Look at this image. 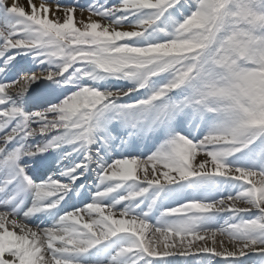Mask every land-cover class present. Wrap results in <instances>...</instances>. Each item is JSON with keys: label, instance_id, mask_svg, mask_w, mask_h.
<instances>
[{"label": "snow or ice", "instance_id": "snow-or-ice-1", "mask_svg": "<svg viewBox=\"0 0 264 264\" xmlns=\"http://www.w3.org/2000/svg\"><path fill=\"white\" fill-rule=\"evenodd\" d=\"M0 264H264V0H0Z\"/></svg>", "mask_w": 264, "mask_h": 264}, {"label": "bare ground", "instance_id": "bare-ground-1", "mask_svg": "<svg viewBox=\"0 0 264 264\" xmlns=\"http://www.w3.org/2000/svg\"><path fill=\"white\" fill-rule=\"evenodd\" d=\"M88 15V13L87 14H85V16H87ZM77 16H79V12L77 13Z\"/></svg>", "mask_w": 264, "mask_h": 264}, {"label": "rangeland", "instance_id": "rangeland-1", "mask_svg": "<svg viewBox=\"0 0 264 264\" xmlns=\"http://www.w3.org/2000/svg\"><path fill=\"white\" fill-rule=\"evenodd\" d=\"M79 12V11H78ZM85 14H87V12H85ZM89 14V13H88ZM77 19H79V16H77Z\"/></svg>", "mask_w": 264, "mask_h": 264}]
</instances>
